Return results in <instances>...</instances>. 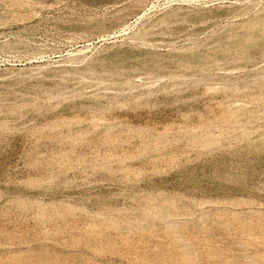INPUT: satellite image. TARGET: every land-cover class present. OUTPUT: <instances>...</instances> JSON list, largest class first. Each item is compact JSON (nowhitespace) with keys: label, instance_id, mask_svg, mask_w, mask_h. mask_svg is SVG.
<instances>
[{"label":"rangeland","instance_id":"obj_1","mask_svg":"<svg viewBox=\"0 0 264 264\" xmlns=\"http://www.w3.org/2000/svg\"><path fill=\"white\" fill-rule=\"evenodd\" d=\"M263 34L264 0H0V264H264Z\"/></svg>","mask_w":264,"mask_h":264},{"label":"bare ground","instance_id":"obj_2","mask_svg":"<svg viewBox=\"0 0 264 264\" xmlns=\"http://www.w3.org/2000/svg\"><path fill=\"white\" fill-rule=\"evenodd\" d=\"M9 1L11 2V0H9ZM14 1H15V0H14ZM16 1H17V0H16ZM22 3H23V2H22ZM10 4H13V3H10ZM17 4H18V3H17ZM19 4H20V3H19ZM3 5H5V4H3ZM13 5H14V4H13ZM15 5H16V4H15ZM15 5H14V6H15ZM20 5H21V4H20ZM20 5H19V6H20ZM6 6H7V5H6ZM3 7H4V6H3ZM4 8H5V7H4ZM6 8H7V7H6ZM97 27H98V26H97ZM262 32H263V31H262ZM263 35H264V34H263ZM199 59H200V58H199ZM194 60H195V59H194ZM194 60H191V62H192V61L194 62ZM198 61H199V60H198ZM193 62H192V64H194ZM198 64H199V63H198ZM198 64H197V65H198ZM203 64H204V63H203ZM195 65H196V63H195ZM199 66H200V65H199ZM88 71H89V70H88ZM37 72H38V71H37ZM40 72H41V71H40ZM86 72H87V71H86ZM89 73H91V72H89ZM89 73H88V74H89ZM89 76H92V75H89ZM81 77H82V76H81ZM87 78H88V77H87ZM83 79H84V78H83ZM89 80H90V79H89ZM263 134H264V133H263ZM263 134H261V135H263ZM261 135H260V136H261Z\"/></svg>","mask_w":264,"mask_h":264}]
</instances>
